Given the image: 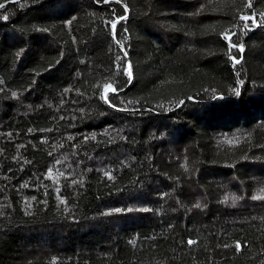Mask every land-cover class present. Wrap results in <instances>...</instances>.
I'll return each mask as SVG.
<instances>
[{"label": "trees", "instance_id": "obj_1", "mask_svg": "<svg viewBox=\"0 0 264 264\" xmlns=\"http://www.w3.org/2000/svg\"><path fill=\"white\" fill-rule=\"evenodd\" d=\"M0 4V264H264V0Z\"/></svg>", "mask_w": 264, "mask_h": 264}, {"label": "snow or ice", "instance_id": "obj_2", "mask_svg": "<svg viewBox=\"0 0 264 264\" xmlns=\"http://www.w3.org/2000/svg\"><path fill=\"white\" fill-rule=\"evenodd\" d=\"M106 2H107V0H106ZM2 7H4V5H3V4H0V8H2ZM124 7H125V9L127 8L126 5H125ZM4 19H7V17H4ZM123 19H126V16H121V17H119V18L117 19V22H119V20H123ZM242 19H248V17H242ZM111 26H112V28L114 29V28H115V23H113ZM233 34H234V33H233ZM225 39H229V40H230V37L228 36L227 33H225ZM117 43H119V41H117ZM231 47L235 48V47H237V45L232 44ZM240 51H243L242 46L240 47ZM233 59H235V58H233ZM236 62L239 63V61H236ZM127 75H128L129 77H131L130 65H129V70H128V72H127ZM104 87H105V91H109V90L112 91V92H115V91H116V88H114L111 84H107V85H105ZM234 91H235V94H236V95H239V92H238L237 90H234ZM104 99H107V97L105 96ZM93 138H95V137H93ZM49 175H51V170H49ZM106 175H107V173H106ZM255 198L258 199V198H261V197H255ZM232 199H233V202H235V199H236V198L233 197ZM224 200H225V202H227V201L229 200V197L226 196V197L224 198ZM196 207H199V205H196ZM117 211H119V210H117ZM188 243L191 244V243H193V242H192V241H189ZM236 247H237V249L240 248L239 242H237Z\"/></svg>", "mask_w": 264, "mask_h": 264}]
</instances>
